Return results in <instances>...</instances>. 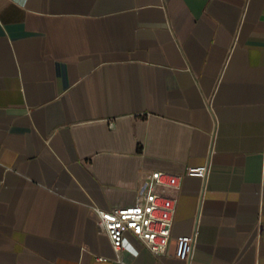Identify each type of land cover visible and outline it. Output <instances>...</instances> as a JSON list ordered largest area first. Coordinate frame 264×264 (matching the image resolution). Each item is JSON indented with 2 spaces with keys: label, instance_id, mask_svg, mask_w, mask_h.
<instances>
[{
  "label": "crops",
  "instance_id": "0c3cea01",
  "mask_svg": "<svg viewBox=\"0 0 264 264\" xmlns=\"http://www.w3.org/2000/svg\"><path fill=\"white\" fill-rule=\"evenodd\" d=\"M203 165L118 261L95 207ZM0 264H264V0H0Z\"/></svg>",
  "mask_w": 264,
  "mask_h": 264
},
{
  "label": "built area",
  "instance_id": "2783aa9c",
  "mask_svg": "<svg viewBox=\"0 0 264 264\" xmlns=\"http://www.w3.org/2000/svg\"><path fill=\"white\" fill-rule=\"evenodd\" d=\"M208 173L207 165L188 167L185 173L156 170L143 180L133 205L110 210L95 207L97 227L108 235L118 261H123L124 253L131 247L127 232L150 252H167L178 206V198L172 193L181 188L186 176L206 180ZM197 235L195 230L177 238L175 256L178 259L191 260Z\"/></svg>",
  "mask_w": 264,
  "mask_h": 264
}]
</instances>
